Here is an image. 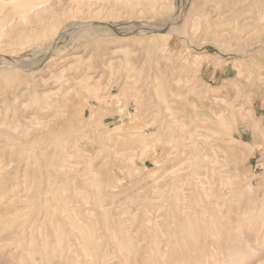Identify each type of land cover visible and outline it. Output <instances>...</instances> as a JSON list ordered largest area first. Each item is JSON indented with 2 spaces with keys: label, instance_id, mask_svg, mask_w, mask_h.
I'll return each instance as SVG.
<instances>
[{
  "label": "rangeland",
  "instance_id": "1",
  "mask_svg": "<svg viewBox=\"0 0 264 264\" xmlns=\"http://www.w3.org/2000/svg\"><path fill=\"white\" fill-rule=\"evenodd\" d=\"M250 88L264 0H0V264H264Z\"/></svg>",
  "mask_w": 264,
  "mask_h": 264
},
{
  "label": "crops",
  "instance_id": "2",
  "mask_svg": "<svg viewBox=\"0 0 264 264\" xmlns=\"http://www.w3.org/2000/svg\"><path fill=\"white\" fill-rule=\"evenodd\" d=\"M228 67L224 68L222 71H211L208 72L207 69L201 74L202 80L205 82H217L222 84L224 81L234 78V74L225 71ZM234 72V71H232ZM252 89V115L250 118H246L232 129L231 136L236 142L246 145L250 151V160L255 161V167L261 166L262 157L264 155V95L258 96L257 94L264 93L257 89ZM258 99V100H257Z\"/></svg>",
  "mask_w": 264,
  "mask_h": 264
},
{
  "label": "bare ground",
  "instance_id": "3",
  "mask_svg": "<svg viewBox=\"0 0 264 264\" xmlns=\"http://www.w3.org/2000/svg\"><path fill=\"white\" fill-rule=\"evenodd\" d=\"M237 10V9H236ZM210 146V145H209ZM156 183V182H155ZM54 213V212H53ZM49 214H50V212H49ZM51 216V215H50ZM62 216V215H61Z\"/></svg>",
  "mask_w": 264,
  "mask_h": 264
}]
</instances>
